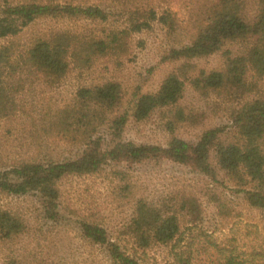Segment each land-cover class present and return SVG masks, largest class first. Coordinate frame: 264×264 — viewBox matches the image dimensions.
<instances>
[{
	"label": "trees",
	"instance_id": "16d2710c",
	"mask_svg": "<svg viewBox=\"0 0 264 264\" xmlns=\"http://www.w3.org/2000/svg\"><path fill=\"white\" fill-rule=\"evenodd\" d=\"M135 1L140 2L117 0L124 8L112 11L101 4L66 0H0V40L16 36L42 18L107 22L119 12L127 15L125 28L103 30L98 38L71 42L68 33L60 31L37 37L22 49L12 41L0 43V117L24 115L38 152L43 138L63 142L76 152L64 161L37 159L38 153L12 160L0 171V194L20 197L35 193L43 218L57 220V183L63 177L95 174L109 163L133 165L168 159L223 188H229V183L250 210L264 215V94L252 99L244 96L254 89L248 77L264 76V0H186L191 40L170 48L162 57L181 64L163 78L156 92L134 93L131 108L124 107L116 81L79 86L59 107L36 104L26 108L21 97L27 83L40 82L48 89L59 84L69 72V59L77 68H90L94 59L125 50L130 32L150 29L152 22L165 28L169 36L177 32L179 23L170 9L157 12L152 2L145 9L138 4L133 9L126 7L125 3ZM227 44L236 48H225ZM218 52L223 59L220 68L188 76L194 70L189 61ZM186 83L203 98L216 95L217 100L206 102L207 106H223L228 114L227 124L206 129L194 143L174 135L180 124L196 120L192 112L185 114L181 108ZM156 111L167 113L164 127L170 138L165 147L123 139L130 118L144 121ZM123 190L127 191L126 186ZM208 196L225 211L220 195L213 191ZM199 206L197 196L187 191L156 204L138 199L121 235L141 251L169 247L172 264H264V234L256 224L246 226L252 228L248 234L231 231L223 242L218 241L207 232H196ZM78 227L84 240L104 250L110 264H140L119 240L110 238L94 216L81 218ZM25 230L18 212L0 206L1 241L12 240ZM6 264L18 263L11 259Z\"/></svg>",
	"mask_w": 264,
	"mask_h": 264
},
{
	"label": "rangeland",
	"instance_id": "374dc122",
	"mask_svg": "<svg viewBox=\"0 0 264 264\" xmlns=\"http://www.w3.org/2000/svg\"><path fill=\"white\" fill-rule=\"evenodd\" d=\"M66 1L101 4L112 11L124 8L117 0ZM148 2H152L157 12L167 9L174 12L179 23L176 33L169 36L165 28L152 22L150 29L130 32L125 50L94 59L90 68H77L74 61L69 59V72L59 84L48 89L40 82L27 83L21 97L26 108L36 107V104H48L53 108L62 106L77 87L105 81L120 84L125 108H131L134 93L156 92L163 78L181 64L163 61L162 57L170 48L188 43L191 30L186 20V0H140L125 4L127 8L133 9L138 4L139 8L145 9ZM126 26L127 15L124 12H119L107 22L42 18L24 27L16 36L0 40V43L12 41L17 49H22L37 37L60 31L68 33L71 42H77L103 36V30H119ZM225 48H236V45L227 44ZM221 55L218 52L189 61L194 65V70L188 76L202 69L210 71L220 68L223 63ZM248 80L254 84V89L244 95L245 99L264 94V76L257 79L253 75ZM216 97L203 98L186 83L180 100L181 108L185 114L192 112L196 120L180 124L174 135L194 143L206 129L227 124L228 114L223 106L213 108L206 104L216 101ZM19 114L0 117V171L7 168L12 160L26 159L36 153L37 159L51 158L54 161L75 156V150L63 142L44 138L38 152L35 140L31 139L32 129L26 124L24 115ZM166 114L165 111H156L147 120L139 122L130 118L123 139L136 144L165 147L170 138V133L164 127ZM227 185L230 189L168 159H152L133 165L109 163L95 174L63 177L57 183V220L43 218L40 199L35 193L20 197L0 194V206L18 212L26 225L23 234L12 240H0V264H6L11 259L18 264H110L102 248L81 237L78 222L91 215L100 221L112 240H119L127 253L136 255L140 264H172L169 247L158 246L141 251L121 233L132 217L136 200L144 199L156 204L182 191L192 192L198 198L201 218L195 225L196 232H207L223 242L231 231L233 234H248L252 228L247 229L246 226L256 224L264 234V215L250 210L241 196L231 190L232 185ZM125 186L127 191L123 190ZM213 191L225 201L224 212L209 201L208 194Z\"/></svg>",
	"mask_w": 264,
	"mask_h": 264
}]
</instances>
